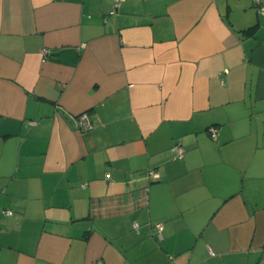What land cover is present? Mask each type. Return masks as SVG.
I'll return each instance as SVG.
<instances>
[{"label":"crops","instance_id":"1","mask_svg":"<svg viewBox=\"0 0 264 264\" xmlns=\"http://www.w3.org/2000/svg\"><path fill=\"white\" fill-rule=\"evenodd\" d=\"M112 7L0 0V264H264V12Z\"/></svg>","mask_w":264,"mask_h":264},{"label":"built area","instance_id":"2","mask_svg":"<svg viewBox=\"0 0 264 264\" xmlns=\"http://www.w3.org/2000/svg\"><path fill=\"white\" fill-rule=\"evenodd\" d=\"M122 1L123 0H113V7L109 11L110 15L115 14L117 7L119 6V4ZM254 1L258 5V9L261 12H264V4H261V0H254ZM45 52H46V50H43V53H45ZM31 123H34V122H31ZM74 123H75V127L79 131H82V132H87V131L91 130L92 127L94 126L89 114L85 111L80 112L74 116ZM210 136L212 138H215V136H216V131L213 128H210ZM171 150L174 152V158H182L184 155V148L179 141L174 142ZM150 176L156 178L159 175L156 171L151 170ZM3 212L6 214H11V210H4ZM155 227L158 231H160V229H162V223L161 222L155 223Z\"/></svg>","mask_w":264,"mask_h":264}]
</instances>
